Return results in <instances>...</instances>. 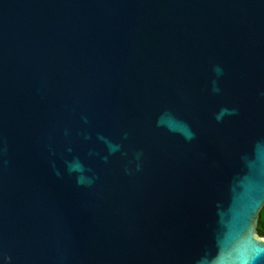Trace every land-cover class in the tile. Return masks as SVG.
I'll return each mask as SVG.
<instances>
[{
	"label": "water",
	"instance_id": "1",
	"mask_svg": "<svg viewBox=\"0 0 264 264\" xmlns=\"http://www.w3.org/2000/svg\"><path fill=\"white\" fill-rule=\"evenodd\" d=\"M264 0H0V264H264Z\"/></svg>",
	"mask_w": 264,
	"mask_h": 264
},
{
	"label": "trees",
	"instance_id": "2",
	"mask_svg": "<svg viewBox=\"0 0 264 264\" xmlns=\"http://www.w3.org/2000/svg\"><path fill=\"white\" fill-rule=\"evenodd\" d=\"M256 230L259 236L264 237V206L259 212Z\"/></svg>",
	"mask_w": 264,
	"mask_h": 264
}]
</instances>
